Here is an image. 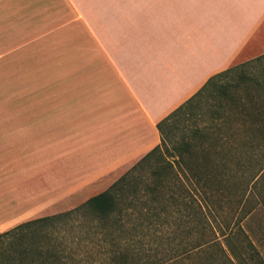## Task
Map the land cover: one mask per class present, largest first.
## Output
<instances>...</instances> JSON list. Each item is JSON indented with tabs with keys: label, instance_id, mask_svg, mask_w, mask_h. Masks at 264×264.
Returning <instances> with one entry per match:
<instances>
[{
	"label": "crops",
	"instance_id": "crops-1",
	"mask_svg": "<svg viewBox=\"0 0 264 264\" xmlns=\"http://www.w3.org/2000/svg\"><path fill=\"white\" fill-rule=\"evenodd\" d=\"M58 1L42 14V0H0L2 23L23 25L21 47L48 39ZM62 1L66 23L87 24L96 47L85 43V82L69 86L80 92L27 102L29 132L41 136L28 144L79 167L85 191L158 146V123L213 75L264 53V0Z\"/></svg>",
	"mask_w": 264,
	"mask_h": 264
},
{
	"label": "trees",
	"instance_id": "trees-1",
	"mask_svg": "<svg viewBox=\"0 0 264 264\" xmlns=\"http://www.w3.org/2000/svg\"><path fill=\"white\" fill-rule=\"evenodd\" d=\"M252 63L264 66V54L213 75L158 123L162 139L158 146L109 188L76 208L111 222V231L119 232L105 264H162L160 256L169 248L174 258L193 257L218 234L239 261L244 255L233 248V236L253 246L242 223L260 204L257 192L264 175V69L253 74L247 69ZM208 93L215 97L207 109L210 123L179 141L168 151L173 160L168 158L162 149L165 126L179 124L194 108H202ZM148 165L150 176L136 174ZM74 211L33 218L0 232V264L68 263L70 256L55 231L66 227L62 217ZM129 223L132 234L127 237ZM105 236L110 241L115 238ZM149 236L157 239L146 245ZM190 238L199 241L193 245L181 242ZM177 240L179 246L172 245Z\"/></svg>",
	"mask_w": 264,
	"mask_h": 264
},
{
	"label": "rangeland",
	"instance_id": "rangeland-1",
	"mask_svg": "<svg viewBox=\"0 0 264 264\" xmlns=\"http://www.w3.org/2000/svg\"><path fill=\"white\" fill-rule=\"evenodd\" d=\"M47 1L42 0V14L49 11ZM57 5V34L53 33L49 35L51 38L35 40L23 47L18 44L26 42L25 39L17 38L23 25L3 24V9H0V232L33 218L75 210L62 217L61 221H64L63 225L66 227L55 231L63 245L65 244L61 247L65 249L66 255L70 256L68 263L64 264H105L113 254V242L118 241L116 236H120L119 232L111 231V222L97 219L85 208L79 211L76 208L91 195L109 188L138 161L122 169L119 175L109 177L92 190L85 191V177L74 174L79 167L64 165L59 160V155L50 156L46 150H42L41 145L36 150L33 145L28 144L34 138L41 143V136L34 137L29 132L33 120L26 119L27 111H31L29 107L34 105H28L27 102H32L35 97L63 96L80 92L81 88L69 86L85 82V43L87 47L88 44L96 47V41L88 39L87 24L77 21L67 24L65 2L59 0ZM46 26L49 28L52 25ZM42 28L44 30L45 25ZM18 46L20 48L17 49ZM11 47H14V50H11L13 52L9 51ZM256 57L258 56L244 62ZM244 62L239 61L237 64ZM247 69L255 74L261 72L264 66L252 63ZM214 101L215 97L208 93L203 97L202 108H194L179 124L170 122V125L165 126V142L162 149L168 158L173 160L168 151H172L179 141L194 129L210 123L208 110ZM6 130L8 134L2 136ZM24 131L27 132L26 136L22 134ZM150 171L151 166L148 165L145 170H138L136 174L148 177ZM257 194L260 204L242 223L253 246H250L249 242L242 243L233 236V248L243 253L242 260L233 257L226 239L218 234L213 237L211 244L205 245L199 250L200 253L193 257L174 258L169 248L160 256L162 264H264V175ZM220 222L225 225L224 218L220 217ZM127 228L125 236L130 237V223ZM105 235L115 238L106 240ZM155 239L157 238L149 236L145 240L146 245ZM125 241L129 240L125 238ZM198 241V238H190L181 242L193 245ZM172 245L179 246L178 240L173 241ZM160 257L157 258L158 261ZM78 261L79 263H74Z\"/></svg>",
	"mask_w": 264,
	"mask_h": 264
}]
</instances>
